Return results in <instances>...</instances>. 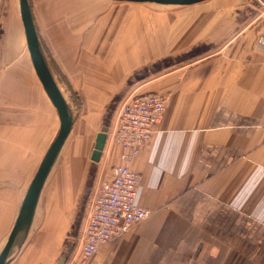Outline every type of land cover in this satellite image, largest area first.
I'll use <instances>...</instances> for the list:
<instances>
[{
  "label": "crops",
  "instance_id": "0c3cea01",
  "mask_svg": "<svg viewBox=\"0 0 264 264\" xmlns=\"http://www.w3.org/2000/svg\"><path fill=\"white\" fill-rule=\"evenodd\" d=\"M107 1L28 0L58 88L82 103L69 136L95 142L130 94L166 98L132 162L149 217L87 264H264V0H206L153 18L123 17ZM58 129L19 0H0V252ZM92 150L53 170L56 160L45 182L58 215L74 211L83 226L96 183L120 162L110 136L98 163ZM78 252L66 264H79ZM9 264L53 263L31 247Z\"/></svg>",
  "mask_w": 264,
  "mask_h": 264
},
{
  "label": "built area",
  "instance_id": "2783aa9c",
  "mask_svg": "<svg viewBox=\"0 0 264 264\" xmlns=\"http://www.w3.org/2000/svg\"><path fill=\"white\" fill-rule=\"evenodd\" d=\"M261 43L264 47V36ZM165 103L164 96L146 92L128 95L117 107L107 135L120 148V162L93 189L79 239V264H87L100 246L148 219V209L136 203L142 175L132 168V162L151 140L162 120Z\"/></svg>",
  "mask_w": 264,
  "mask_h": 264
},
{
  "label": "water",
  "instance_id": "95a60500",
  "mask_svg": "<svg viewBox=\"0 0 264 264\" xmlns=\"http://www.w3.org/2000/svg\"><path fill=\"white\" fill-rule=\"evenodd\" d=\"M127 3H150L165 6H190L206 0H110ZM20 15L24 28L26 46L34 71L59 118V129L42 158L34 177L24 195L21 207L8 239L0 252V264H9L16 250L23 244L31 227L34 213L47 177L54 166L73 126L71 109L58 88L43 54L36 32L28 0H19ZM108 127L103 126L95 137L91 160L98 163L107 140ZM65 256L58 264H63Z\"/></svg>",
  "mask_w": 264,
  "mask_h": 264
},
{
  "label": "rangeland",
  "instance_id": "374dc122",
  "mask_svg": "<svg viewBox=\"0 0 264 264\" xmlns=\"http://www.w3.org/2000/svg\"><path fill=\"white\" fill-rule=\"evenodd\" d=\"M110 7L118 8L119 15L122 14L123 17H158V16H174L176 12L184 10L185 6H165L150 3H127V2H115L108 0L107 2ZM190 7V6H188ZM122 11H119V10ZM106 9L104 8V14ZM44 46V45H43ZM42 46V47H43ZM44 48V47H43ZM45 50V49H44ZM66 95V99L70 106L73 119L76 121L82 116V103L79 99L77 93L70 90L62 91ZM109 109V107H108ZM105 117V114H104ZM109 118L107 116L105 122L109 124ZM113 120V117L112 119ZM104 126H107L108 125ZM101 130V129H100ZM108 134V133H107ZM92 135V133H91ZM108 136V135H107ZM90 142V151L94 146V138L83 137L79 138L75 136V132L71 134L62 150L58 156L57 162L54 169L61 163L70 162L73 160L79 161L77 157L81 156L82 151L85 150ZM84 145V146H83ZM81 152V153H80ZM90 153H86L85 161L89 162ZM83 157V156H82ZM81 161V160H80ZM97 175V170L95 171ZM96 177V176H95ZM94 177V179H95ZM93 179V180H94ZM97 180V179H96ZM96 183V182H95ZM94 183V185H95ZM49 184H46L43 190V194L38 202V207L34 215L29 232L23 242V244L16 250L14 258L23 256L27 250L31 247L35 248L36 251L45 258L46 261L52 262L53 264H58L59 260L65 255L66 264L71 260L74 251L79 247L78 240L80 237V232L83 229V217H74V211L71 212V216H59V212L56 208V203L48 199L47 188ZM93 184L90 186V188ZM70 247V250L67 249ZM37 248V249H36ZM76 254V253H75ZM49 260H48V259Z\"/></svg>",
  "mask_w": 264,
  "mask_h": 264
}]
</instances>
